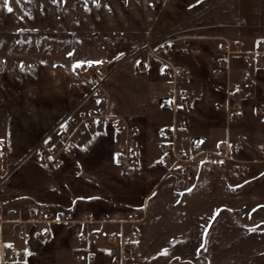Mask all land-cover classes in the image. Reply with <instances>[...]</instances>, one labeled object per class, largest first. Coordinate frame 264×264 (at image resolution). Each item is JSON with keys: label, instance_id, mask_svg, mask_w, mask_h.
<instances>
[{"label": "crops", "instance_id": "1", "mask_svg": "<svg viewBox=\"0 0 264 264\" xmlns=\"http://www.w3.org/2000/svg\"><path fill=\"white\" fill-rule=\"evenodd\" d=\"M211 2L204 0L203 8L195 0L185 6L184 11L203 13V26L187 24L181 37L171 39L163 58L186 70L185 77L175 81L189 102L181 110L186 133L205 147L230 139L235 151L246 137L264 136V122L253 112L254 107L264 110V60L250 63L243 55L228 57L229 80L237 86V92L229 98L241 105L240 114L232 120H226L216 107L225 100L226 79L223 74H214L208 65L225 56L220 49L222 40L242 51H252L264 40V6L252 8L245 16L239 13L230 23L226 2ZM94 9L124 13V19L132 23H136V16L140 28L124 48L114 43L102 56L89 55L96 50L84 52L78 46L63 48L58 71L61 99L67 102L69 95L75 96L71 109L82 110L85 103H92V76L88 71L79 73L78 63L86 62L107 72L102 83L107 111L122 118L131 130L135 164L124 171L113 165L115 133L110 120L87 128L75 144L60 152L59 163L51 164L36 158L34 145L29 150L13 146L10 127L4 126L1 116L0 142L7 141L9 147L0 158V214L10 211L12 216L10 222L0 224V264H217L210 254L227 253V249L221 230L215 234L218 243L211 242V222L221 219L229 192L237 194L239 187H249L261 179L245 177L239 185L236 179L244 176L239 171L223 174L197 162L169 168L161 161V130L171 123L172 110L161 106L159 100L172 82L161 74V63L143 48L162 35H156L157 29L174 24L172 20L165 22L164 14L179 13V0H89L82 11ZM131 52L139 57L137 63H143L141 72L136 69L137 63L131 67L120 64L125 53ZM120 65L130 70L134 65L132 71L144 82L141 106L133 112L139 116L136 120L115 106L109 80ZM239 70H245L246 76L242 77ZM211 111L219 118L216 125L211 123ZM67 112L48 129L51 141L59 138V125ZM249 114L258 122L257 127L243 125ZM234 157L239 155L234 153ZM37 174L46 177L40 190L34 188ZM39 216H50L52 222H35ZM132 229L135 237L130 236ZM44 232L46 237L42 236ZM112 234L131 250L130 260H116L121 241H108ZM13 248L23 251V260L6 259Z\"/></svg>", "mask_w": 264, "mask_h": 264}, {"label": "rangeland", "instance_id": "2", "mask_svg": "<svg viewBox=\"0 0 264 264\" xmlns=\"http://www.w3.org/2000/svg\"><path fill=\"white\" fill-rule=\"evenodd\" d=\"M88 1L8 0L5 6L4 0H0V117L4 126L10 127L13 146L22 150H29L33 145L34 148L44 136H50L48 129L63 113L68 111L67 114H75L80 110L70 108L76 100L75 96L69 95L67 102L61 99L58 71L63 48L78 46L84 52L96 50L89 55L102 56L109 53L114 43L124 48L131 36L137 35L140 27L136 25L139 23L136 16V23H132L124 19V13H103L98 9L82 11ZM203 1L195 0V3L202 7ZM193 2L179 0V13H165V22L172 20L174 24L169 28L157 29L156 35H162L152 43L158 42L164 35L170 39L181 37L182 28L189 23L203 26L202 12L184 11L185 6ZM220 2L227 4L230 23L239 13L245 16L252 8L264 6V0H212L211 3ZM231 5L234 7L232 11ZM7 7H11L12 11L8 12ZM127 15L129 17L130 14ZM143 49L147 51L146 47ZM124 56L120 64H130V67L139 60L132 52ZM81 64L78 72H87V63ZM132 68L130 70L125 65L117 67L109 84H112L116 108L136 120L139 116L133 112L141 106L144 82ZM119 91L122 93L119 94ZM91 105V102L85 103V108ZM246 116L248 122L243 123L245 127L258 126L254 117L250 114ZM211 118L212 125L218 124L219 118L212 111ZM243 140L244 145H239V149L234 151L239 155L238 159L252 161L258 158L254 148L256 144L264 142V136L262 139L248 136ZM52 142L59 147V138ZM2 144L9 145L7 141ZM247 166L249 169L243 172ZM245 169L239 171V174L244 173V176L236 179L239 185L244 183L245 177L251 180L256 176L255 179L261 180L257 185L251 183L249 187H239L237 194L229 192L228 206L221 213V219L211 222V242L218 243L215 234L221 230L222 244L227 249V253L210 254L217 264H264V162L248 163ZM45 180L46 177L37 174L34 188L40 190ZM2 192L0 189V194Z\"/></svg>", "mask_w": 264, "mask_h": 264}, {"label": "built area", "instance_id": "3", "mask_svg": "<svg viewBox=\"0 0 264 264\" xmlns=\"http://www.w3.org/2000/svg\"><path fill=\"white\" fill-rule=\"evenodd\" d=\"M171 39L164 35L158 42L146 44L147 51L152 57L161 63V74L168 76L171 80L164 94L160 97V105L172 110L171 123L161 130L164 141L159 145L161 161L172 168L177 164H186L191 162L203 163L217 169L223 174L245 169L248 163L264 162V142L255 145V153L258 158L252 161L238 159L234 157V147L230 139L219 141L212 146H203L198 138H191L185 131V115L181 112L188 105V99L185 92L175 86V81L182 79L186 75V70L166 61L163 56L170 49ZM220 49L224 50L225 56L211 60L208 68L216 75L223 74L226 79V97L224 102L216 104L217 109L221 110L226 120H232L241 112L240 103L231 97L237 92V86L230 82V67L228 57L233 54L243 55L245 61L256 63L264 60V40L258 42L252 51L238 50L235 44H228L222 40ZM223 68V70H222ZM136 69H143V63L138 62ZM87 71L92 76V87L90 95L92 96V105L88 108L77 111L75 114H68L59 125V147H56L49 136L43 137L33 148L36 158L49 162L51 164L59 163V154L62 150L70 148L79 136L87 128L99 124L103 120H110V125L115 133V148L112 156L113 165L119 170L124 171L132 167L136 161V148L131 139V130L127 123L119 117L112 116L107 111V96L105 95L102 83L107 72L102 68L88 65ZM242 77L246 76L245 70H239ZM174 84V85H173ZM253 112L264 122V110L261 107H254ZM186 147V149H185ZM8 151L6 144H0V158ZM185 175L186 171L183 170ZM12 216L10 211L0 214V224L10 222ZM52 222L50 216H39L37 223ZM51 220V221H50ZM54 222V221H53ZM36 234V233H35ZM46 237L47 233H42ZM131 237L136 236L134 229L130 232ZM108 241H121L119 256L116 260H130L132 252L122 244V240L116 234L108 235ZM24 253L19 249H11L6 253V259L10 262H19L23 260ZM135 264V263H134Z\"/></svg>", "mask_w": 264, "mask_h": 264}, {"label": "snow or ice", "instance_id": "4", "mask_svg": "<svg viewBox=\"0 0 264 264\" xmlns=\"http://www.w3.org/2000/svg\"><path fill=\"white\" fill-rule=\"evenodd\" d=\"M4 3H5V6H7V4H8V0H4ZM7 11H8V12H11V11H12V8H11V7H7ZM91 63H93V62H89V64H91ZM95 63H99V62H95ZM80 66H82L81 63H78V64L76 65V67H80Z\"/></svg>", "mask_w": 264, "mask_h": 264}]
</instances>
